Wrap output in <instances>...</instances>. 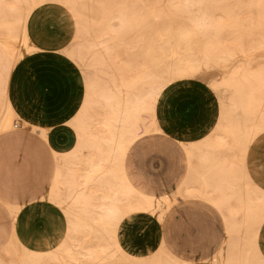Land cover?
Here are the masks:
<instances>
[{
    "label": "crops",
    "instance_id": "1",
    "mask_svg": "<svg viewBox=\"0 0 264 264\" xmlns=\"http://www.w3.org/2000/svg\"><path fill=\"white\" fill-rule=\"evenodd\" d=\"M66 15L61 21L50 9L36 11L29 20L28 33L39 49L14 61L11 70L0 69V253L16 242L14 237L33 250H53L68 236L69 204L74 201L75 188H100L98 184L86 187L81 179L88 151H80L79 162L74 165L80 144L75 121L82 112L87 89L78 65L63 53L75 34L70 24H65ZM199 76L178 80L164 90L156 105L155 129L135 139L123 154V173L138 197L160 201L156 214L137 212L122 222L121 243L133 254L163 249L182 263L215 264L231 235L229 214L214 203L219 198L214 188L246 187L243 180L230 178L215 184L213 178L219 172L214 170L245 168L252 187L264 190V134L255 139L247 153L236 138L216 136L219 90L212 82L209 89L195 84L193 80ZM89 114L95 118L91 131L101 132L100 109ZM16 120L26 130L16 131ZM60 159L69 162L62 165V172ZM204 171L210 173L202 175ZM198 176L202 183L196 182ZM208 181L212 183L205 187ZM69 182L72 186L65 185ZM197 183H204V187ZM161 188H172L171 195H159ZM179 195L191 200L180 201L174 217L165 221L166 212ZM231 205L238 207L235 201ZM240 236L245 239L243 233ZM220 238L224 239L222 244ZM255 241L258 255L264 258V223ZM249 246L246 244L252 251ZM232 251L229 243L227 264L233 262ZM239 257L242 264H248L246 257Z\"/></svg>",
    "mask_w": 264,
    "mask_h": 264
},
{
    "label": "rangeland",
    "instance_id": "2",
    "mask_svg": "<svg viewBox=\"0 0 264 264\" xmlns=\"http://www.w3.org/2000/svg\"><path fill=\"white\" fill-rule=\"evenodd\" d=\"M29 8L34 13L41 9H50L55 14L58 13L61 21L62 15L67 14L63 19L65 24H70V29L75 34L72 37L73 42H70L63 53L70 58L69 50L74 55H82L78 64H75L81 70L84 85L85 81H98L117 97H125L127 94L122 83L138 82L145 75L143 59L134 57L136 51L145 43L138 42L140 35L147 34V42L166 47V38L154 36L151 31L159 28L160 24L172 23L174 30L169 35L170 43L175 46V55L180 58L195 55L201 59L200 69L187 77L198 74L200 76L193 80L195 84L209 89L212 82L213 88L219 90L220 117L215 135L236 138L242 151L247 153L255 139L264 134V0H0V69L4 71L11 70L14 61H20L32 51L38 50L26 48L20 59L24 27L18 22L27 18ZM120 18L130 20V26L121 28ZM9 27H14L15 30L10 32ZM179 28L194 29L195 43L199 46L176 44V29ZM26 32L29 36L28 25ZM210 60L217 62V69L207 68ZM100 94L99 88L95 92L87 90L82 112L76 117L75 125H81L77 130L82 144L95 143L101 147L109 124L117 125L113 121L118 112L116 104L108 106ZM94 97L96 100L92 99ZM98 109L102 113L100 123L103 127L99 129L101 132L90 129V123L95 118L89 112L92 114ZM13 118L14 116L9 119L10 128L13 127ZM15 123L18 127L16 131L26 130L19 127L18 120ZM94 135L98 139H94ZM82 151H88L85 161L94 156L89 150ZM103 171L104 177L112 174L107 168ZM214 171L219 172L215 176V184L224 178L234 181L240 179L245 183L246 188H214L219 195L214 203L229 214L227 220L231 235L229 243L233 246L232 264H242L239 256L246 257L248 264H254L258 250L256 241L251 239V232L259 228V225H254V220H264V190L257 186L252 187L245 168H240L239 171ZM236 173L241 175L237 177ZM122 174L125 178L123 163L121 170L112 175L115 179ZM124 188L118 191L117 197L124 199L127 196L135 203L139 193L131 188L126 178ZM81 190L84 191L83 188H75L74 201L71 200L69 204L68 236L61 241L65 243L64 247H60V242L51 251H36L14 237L16 248L1 252L0 259L9 258L12 264H171L166 261V252L163 249L160 252L157 250L152 253L133 254L124 249L119 233L105 236L99 234L97 231L102 229V224L94 220V217L101 210L94 206L92 197L85 196L90 194L89 189H85L84 195ZM169 191L172 188H161L159 195H171ZM190 200L191 198L179 195L166 212L165 221L166 218L174 217L180 201ZM232 201L239 208L232 206ZM158 208L156 203L152 211L150 209L143 212L154 215ZM240 216L242 219L238 221ZM75 222L82 226V230L77 227L74 231L71 230ZM246 224L249 225L248 229ZM118 227L121 230L120 224ZM242 233L245 239L240 236ZM220 239L222 244L224 239ZM119 242L121 247L118 252ZM229 243L215 259V264H227ZM246 244L253 247V252ZM80 252L98 253V257L92 260L90 257L81 256ZM250 252L253 254L251 262L248 257ZM104 255L108 259L103 261Z\"/></svg>",
    "mask_w": 264,
    "mask_h": 264
},
{
    "label": "bare ground",
    "instance_id": "3",
    "mask_svg": "<svg viewBox=\"0 0 264 264\" xmlns=\"http://www.w3.org/2000/svg\"><path fill=\"white\" fill-rule=\"evenodd\" d=\"M33 13H34L33 9L29 8L27 13V18L23 21L20 19L18 22L19 24H22V26L24 27L23 33L21 35V44L23 48L20 59L25 54L26 48L39 49L31 41V39L29 38L26 32L29 19ZM113 19L114 18H112L111 21H113ZM120 21L122 25L121 28H127L131 24V21L128 19L126 20L120 18ZM8 30L10 32H13L15 28L9 27ZM173 30H174L173 24L166 23V24H160L159 28L157 29L153 28L151 31L152 35L154 36L166 38L167 40L166 44L168 45L166 47L165 46L160 47L153 44L152 42H147L146 41L147 34L142 33L140 35L138 42H145V43L136 51L134 57H139L143 59L144 61L143 66L145 68L143 73L145 75L143 78H140L138 82H134L131 84L122 83V86L127 89V94L125 97H117L116 95H114V93H112V91H110L106 87V85H102L98 81H92L91 83H88V81L85 82L87 90H91L95 92L99 88L101 90L100 96L107 103V105L111 106L113 103H115L118 108L116 118L113 119V121L117 125L115 126L109 124L107 135L104 137V140L101 143V147L95 143L93 144L80 143L77 147L78 149L77 152L74 154L77 164L78 159H80V153H81L80 151H82V149H86L94 153V156H92L90 160L86 161V167L84 168L83 170L84 173L82 175L83 185L89 187L91 185L98 184L100 188H93V187L83 188L84 191L81 190V193L84 195L85 189H89L90 194L87 193V195L85 196L89 198L92 197V200L94 201V206L101 210V212L98 213L96 217H94V220L102 224V229L97 231L102 236L119 233L120 229L118 227V224H120V227H122L121 224L126 217H130L131 215L137 212H143V211L147 212V210L150 209L152 211L154 204L157 203V205H159L160 201L158 199H145L137 196L135 198L136 202L133 203L131 199L128 198L127 196H125L124 199L117 197L118 191L125 189L124 188L125 180L122 175L120 176V178L118 177L114 179V176L112 174L114 172H118L121 170L122 157L129 144H131L139 136L147 134L151 132L153 129H155L157 125L156 105L158 103L159 98L162 96L164 90L170 87L171 85H173L174 83H176L178 80L186 78L189 74L193 72H197L201 67V59L196 57L195 55H191L188 58H180L175 55V46L172 45V43H170L171 37L169 35ZM176 31L178 33L177 38L175 39L176 44L182 43L185 44L187 47H192L193 45H195L196 47L199 46L197 43H195L196 32L194 29L179 28L176 29ZM132 46L134 47V45ZM68 52L71 58L74 60V62L78 64V61L81 60L82 55L81 54L74 55L71 50H69ZM207 68L217 69V62L214 60H210V62L207 65ZM8 74H6L5 76H8ZM15 127L17 126L15 125ZM77 127H81V125L77 124ZM93 138L98 139V136L94 135ZM64 163H66L67 165L69 162L68 163L67 161L63 162L62 160L59 161V170L62 169V165ZM104 168H107L109 170V173L112 174H109L107 177H104L103 176V174L105 173L103 171ZM62 171L64 170H61V172ZM201 171L203 170L201 169ZM207 172L204 171V173L203 172L201 173L202 175L210 173ZM63 174H66V172ZM233 174L235 175V173ZM237 175L239 176L241 174L236 173V176ZM59 176L60 177L58 179L61 178L62 174H59ZM199 177L200 176L197 177L196 182L199 181L198 180ZM205 178H203V180H207ZM212 178L213 177H211V179ZM188 179L191 178L189 177ZM213 179L215 182L216 178L214 177ZM211 181H208L207 182L208 184L206 183L205 185L207 186L205 187L208 186L210 187V184L213 182ZM60 182H62V180ZM199 182L202 183L203 181H199ZM209 182L211 183L209 184ZM72 183L73 182H69L65 185L67 186L68 184H71L72 186ZM203 184H198V185L204 187ZM65 185H63V187ZM56 187H59V185ZM248 216H250V214ZM252 220H254V217H252ZM75 223L74 226H71V230L74 231L75 227H77L79 230H82V226L79 225L78 223L76 224ZM253 223L256 226L259 225L260 227L263 225L264 220L262 222L254 220ZM245 227L246 229H248L249 225L246 224ZM257 233H258V228L257 229L255 228L251 232V239L255 240ZM64 245L65 243H63L60 247H64ZM16 246L17 243L13 242L8 246L6 251L15 249ZM163 246H165V243ZM120 247H121V243L119 242V246L117 247L118 252ZM165 252H166L167 262L171 264H176L180 262L170 252H168L167 250ZM79 254L84 257L85 256L90 257L92 260H95L98 257V253L91 254V253L80 252ZM106 259L108 258L106 255H104L102 257V260L104 261ZM255 262L256 264H264L263 256H260V254L257 255ZM0 264H12V262L9 260V258H5V259H0Z\"/></svg>",
    "mask_w": 264,
    "mask_h": 264
}]
</instances>
